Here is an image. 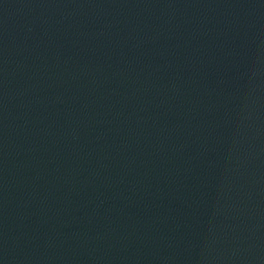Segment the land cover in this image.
<instances>
[{
    "label": "water",
    "instance_id": "95a60500",
    "mask_svg": "<svg viewBox=\"0 0 264 264\" xmlns=\"http://www.w3.org/2000/svg\"><path fill=\"white\" fill-rule=\"evenodd\" d=\"M0 264H264V0H0Z\"/></svg>",
    "mask_w": 264,
    "mask_h": 264
}]
</instances>
